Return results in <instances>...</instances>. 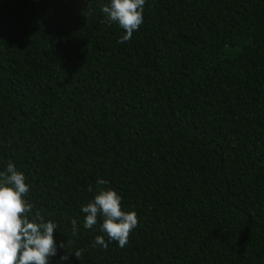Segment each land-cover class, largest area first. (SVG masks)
<instances>
[{"label": "trees", "instance_id": "obj_1", "mask_svg": "<svg viewBox=\"0 0 264 264\" xmlns=\"http://www.w3.org/2000/svg\"><path fill=\"white\" fill-rule=\"evenodd\" d=\"M110 3L0 0V173L58 225L49 264H264V0H145L125 43ZM101 188L123 248L84 228Z\"/></svg>", "mask_w": 264, "mask_h": 264}, {"label": "clouds", "instance_id": "obj_2", "mask_svg": "<svg viewBox=\"0 0 264 264\" xmlns=\"http://www.w3.org/2000/svg\"><path fill=\"white\" fill-rule=\"evenodd\" d=\"M144 5L145 0H111L110 5L101 6L107 22H118L125 30L119 43L129 41L139 30ZM97 184L105 185L107 181L99 179ZM29 191L24 173L17 170L14 163H9L6 172L0 173V264H49V258L57 254L53 233L58 225L52 220L45 221L38 210L30 218L33 205L25 199ZM88 191H93L91 186ZM121 201L122 197L115 190L101 188L81 211L86 214L84 228L91 230L98 217H103L100 231L107 235L108 241L118 242L123 248L131 231L137 227L138 218L135 211H123ZM71 223L75 235L77 222L73 219ZM95 244L108 248L102 235L95 237ZM60 247H65V243ZM69 255L61 259L66 261ZM74 255L80 259L82 252L78 250Z\"/></svg>", "mask_w": 264, "mask_h": 264}]
</instances>
